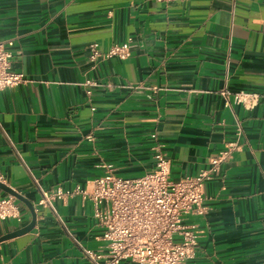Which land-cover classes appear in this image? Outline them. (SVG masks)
Instances as JSON below:
<instances>
[{"label": "crops", "instance_id": "1", "mask_svg": "<svg viewBox=\"0 0 264 264\" xmlns=\"http://www.w3.org/2000/svg\"><path fill=\"white\" fill-rule=\"evenodd\" d=\"M5 39L27 82L0 90V173L36 222L0 242V264H94L84 249L105 241L92 202L43 207L41 192L140 177L154 168V142L172 179L238 143L204 183V212L184 217L199 231L184 264H264V0H0ZM128 39L127 59L90 58V44L104 53ZM223 89L259 101L227 103ZM17 203L22 221L0 219V236L30 221Z\"/></svg>", "mask_w": 264, "mask_h": 264}, {"label": "built area", "instance_id": "2", "mask_svg": "<svg viewBox=\"0 0 264 264\" xmlns=\"http://www.w3.org/2000/svg\"><path fill=\"white\" fill-rule=\"evenodd\" d=\"M175 2L187 0H157ZM14 40H0V90L27 82L22 72L12 69ZM90 58L127 59L131 43L126 40L113 44L102 53L97 43L90 44ZM221 95L229 103L253 108L259 101L254 92H231ZM155 138V135H152ZM92 140V136L88 135ZM238 149L232 142L210 159L209 166L196 176L172 179L170 160L160 143L151 146L154 168L140 177L124 178L106 173L92 181V189L77 186L73 190L61 187L52 192L42 191L38 205L53 207L54 200L80 195L92 202L93 217L102 229L104 250L84 253L94 264H120L128 260L138 264H184L194 257L199 231L184 217L204 212V183L220 170L221 164ZM0 181H4L0 173ZM0 219L22 221L15 197L0 196Z\"/></svg>", "mask_w": 264, "mask_h": 264}, {"label": "water", "instance_id": "3", "mask_svg": "<svg viewBox=\"0 0 264 264\" xmlns=\"http://www.w3.org/2000/svg\"><path fill=\"white\" fill-rule=\"evenodd\" d=\"M0 189L3 190L4 192H6L7 194L15 197L18 201H20L23 204H25L27 206V208L29 209L30 213H31V219L26 225H24V226H22L20 228H17L15 230L11 231V232H8L6 234L1 235L0 236V242H2L4 240H8V239L14 238L16 236H19L21 234H24L26 232L31 231L34 228V226H35L36 211H35V207H34V205H33V203L31 201L26 199L23 195L18 193L16 190H14L12 187L7 185L6 183L0 181Z\"/></svg>", "mask_w": 264, "mask_h": 264}]
</instances>
